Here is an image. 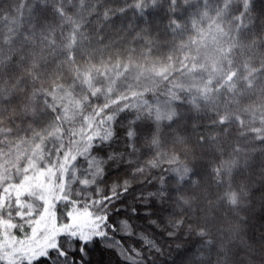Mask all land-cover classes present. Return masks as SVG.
<instances>
[{"label": "snow or ice", "instance_id": "1", "mask_svg": "<svg viewBox=\"0 0 264 264\" xmlns=\"http://www.w3.org/2000/svg\"><path fill=\"white\" fill-rule=\"evenodd\" d=\"M256 184L264 0H0V264H264Z\"/></svg>", "mask_w": 264, "mask_h": 264}, {"label": "trees", "instance_id": "2", "mask_svg": "<svg viewBox=\"0 0 264 264\" xmlns=\"http://www.w3.org/2000/svg\"><path fill=\"white\" fill-rule=\"evenodd\" d=\"M255 187L260 189L254 195V202L250 206V210L245 214L247 217V224L245 225V231L249 237L254 241H260L264 237V189H261L259 184ZM131 204V201H129ZM144 209H140L141 214L144 213ZM128 215H131V208L128 209ZM166 215V214H161ZM155 217H152L154 219ZM135 224L140 225L137 228V232L144 230L151 232L152 229L148 227L147 220L137 219L132 217ZM127 244H132L133 240L126 241ZM184 241H163V254L157 256V264H187V256L190 253L185 252L183 249L177 250V245L182 244ZM139 247V245H137ZM93 264H120V261L115 253L109 252L103 249H96L92 253Z\"/></svg>", "mask_w": 264, "mask_h": 264}]
</instances>
